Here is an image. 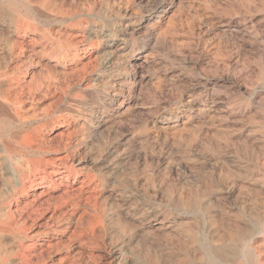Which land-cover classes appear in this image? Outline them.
I'll return each instance as SVG.
<instances>
[{
  "label": "rangeland",
  "instance_id": "rangeland-1",
  "mask_svg": "<svg viewBox=\"0 0 264 264\" xmlns=\"http://www.w3.org/2000/svg\"><path fill=\"white\" fill-rule=\"evenodd\" d=\"M45 1L0 0V84L16 90L26 120L69 119V129L50 124L42 134L49 144L64 142L67 155L95 175L97 198L83 200L79 211L95 236L86 244L70 240L71 232H47L65 224L59 213L58 221L48 219L55 206L47 198L29 208L36 221L23 222L11 198L18 170L0 150V264H179L208 255L211 241L220 244L235 233L249 236L241 250L263 241L264 225L253 215L264 213V0ZM26 24L30 37L54 44L58 56L83 47L81 77L64 78L71 73L69 52L67 66L30 57L31 42L17 31ZM49 79L63 84L67 98L46 90ZM87 114H96L93 123ZM7 139L0 136L1 143ZM29 158L41 159L23 157Z\"/></svg>",
  "mask_w": 264,
  "mask_h": 264
},
{
  "label": "bare ground",
  "instance_id": "bare-ground-1",
  "mask_svg": "<svg viewBox=\"0 0 264 264\" xmlns=\"http://www.w3.org/2000/svg\"><path fill=\"white\" fill-rule=\"evenodd\" d=\"M48 1V0H46ZM45 1V2H46ZM131 1V0H130ZM135 1V0H134ZM137 1V0H136ZM174 1V0H173ZM178 1V0H177ZM180 1V0H179ZM70 2V1H69ZM33 3V2H32ZM41 3V2H40ZM133 3V2H131ZM171 3V2H170ZM39 4V3H38ZM175 4V3H174ZM173 4V5H174ZM178 4V3H177ZM176 4V5H177ZM36 5V4H35ZM40 5V4H39ZM44 5V4H43ZM63 6V5H61ZM46 7V6H44ZM64 7V6H63ZM62 7V9H63ZM163 7V6H162ZM65 8V7H64ZM168 8V7H167ZM177 8V7H176ZM179 8V7H178ZM51 9V8H50ZM56 9V8H55ZM58 9V8H57ZM77 9V8H76ZM161 9V8H160ZM49 10V9H46ZM60 10V9H59ZM74 10V9H73ZM23 11V10H22ZM25 11L31 15L32 17H34L35 20H44L45 18L44 16L40 13V12H34L32 10H28L25 9ZM165 11V10H163ZM170 11V10H169ZM52 12V11H51ZM60 12V11H59ZM160 12V11H158ZM168 11H166L167 13ZM171 12V11H170ZM177 12V11H176ZM175 12V13H176ZM54 13V12H53ZM63 13V12H62ZM74 14V12L71 11V14ZM163 13V12H162ZM174 13V12H171ZM159 14V13H158ZM4 15V14H3ZM9 17V16H8ZM60 17V16H59ZM163 17V16H162ZM168 17V16H167ZM174 17V15L172 16ZM171 17V18H172ZM170 18V17H168ZM19 21V20H18ZM159 21V20H158ZM164 21V20H163ZM166 21V20H165ZM171 21V20H170ZM11 22V20H10ZM9 22V23H10ZM20 22V21H19ZM32 22V21H30ZM68 22V20H67ZM138 22V21H137ZM12 23V22H11ZM23 24H25L22 21ZM21 23V24H22ZM82 23V21H81ZM135 23V22H134ZM165 23V22H164ZM163 23V24H164ZM5 24V23H4ZM16 24V23H15ZM30 24V23H28ZM95 24V23H94ZM73 25V24H72ZM76 25V24H75ZM78 25V24H77ZM93 25V24H92ZM127 25V23H126ZM132 25V24H131ZM27 26V24H26ZM24 27V29L22 30L21 28H18L17 31L18 33H22L21 35L23 36L22 39H24V41L26 39H28V42L30 41V45H31V50H30V57L33 56H41L42 58H48L50 59H59L58 62L62 63L63 65H66V63H69L68 60L69 58H71L72 56V60L70 61V68L69 70H71V73L66 74V76L64 77L66 79V81L69 82V77L70 76H78L79 78L81 77V71H80V65H81V60L84 59L81 58V54L80 52L82 51V48L80 45L76 44V46H74L73 49H71V51L66 52L63 51L61 56H58L56 54L53 53V45L51 42H47V43H43L40 42L38 43L33 37H30V33L31 31L29 30V26ZM79 26V25H78ZM81 26V25H80ZM86 26V25H85ZM89 26V25H88ZM156 26V25H155ZM154 26V27H155ZM7 27V26H6ZM16 27V26H15ZM75 27V26H73ZM83 27V26H81ZM148 27V25L146 26ZM153 27V28H154ZM85 28V27H84ZM83 28V29H84ZM133 28V27H132ZM7 29V28H6ZM12 29V28H11ZM60 29V28H59ZM62 29V27H61ZM66 29V28H65ZM77 29V28H76ZM80 29V28H79ZM90 29V28H89ZM124 29V28H123ZM13 30V29H12ZM15 30V29H14ZM39 30V29H38ZM44 30V29H42ZM53 30V29H52ZM86 30V29H85ZM92 30V29H91ZM96 30V29H95ZM132 30V29H131ZM98 31V30H97ZM127 31V29H126ZM6 32V31H5ZM52 32V31H51ZM54 32V30H53ZM56 32V31H55ZM61 32V31H60ZM63 32V30H62ZM67 32V31H65ZM64 32V33H65ZM79 32V31H78ZM81 32V31H80ZM96 32V31H95ZM139 32V31H138ZM46 33V32H45ZM101 33V32H100ZM17 34V32H16ZM38 34V33H37ZM49 34V33H48ZM72 34V33H71ZM69 34V35H71ZM91 34V33H90ZM3 35V34H2ZM11 35V34H10ZM40 35V34H39ZM67 35V34H65ZM88 35V34H87ZM5 36V35H4ZM2 36V37H4ZM49 36V35H48ZM75 36V35H74ZM86 36V35H85ZM214 36V35H213ZM6 37V36H5ZM63 37V36H62ZM71 37V36H70ZM73 37V35H72ZM84 37V36H83ZM88 37V36H87ZM96 37V35H95ZM94 37V38H95ZM18 38V37H17ZM41 38V36H40ZM58 38V37H56ZM55 38V39H56ZM64 38V37H63ZM80 38V37H79ZM86 38V37H85ZM90 38V37H89ZM121 38V37H120ZM13 39V38H12ZM11 39V40H12ZM15 39V38H14ZM53 39V38H52ZM67 39V38H65ZM69 39V38H68ZM77 39V38H76ZM81 39V38H80ZM96 39V38H95ZM17 40V39H16ZM73 40V39H72ZM100 40V39H99ZM22 41V40H21ZM20 41V42H21ZM69 41V40H68ZM79 41V40H77ZM23 42V41H22ZM27 42V41H26ZM66 42V41H65ZM70 42V41H69ZM74 42V40H73ZM93 42V40H92ZM91 42V43H92ZM100 42V41H97ZM14 43V42H12ZM61 43V42H60ZM59 43V44H60ZM78 43V42H77ZM80 43V42H79ZM70 44V43H69ZM89 44V43H88ZM87 44V45H88ZM94 44V43H93ZM3 45V44H2ZM17 45V44H16ZM22 44H19L17 46H20ZM75 45V44H74ZM85 45V44H84ZM101 45V44H100ZM110 45V44H109ZM9 46V45H8ZM7 46V47H8ZM14 46V45H13ZM86 46V45H85ZM91 46V44H90ZM94 46V45H93ZM98 46V45H97ZM6 47V48H7ZM27 47V45H26ZM39 47V49L37 50V48ZM71 47V44H70ZM96 47V46H95ZM101 47V46H100ZM30 48V47H29ZM85 48V47H84ZM89 48V47H88ZM99 48V47H98ZM28 49V48H27ZM3 50V49H2ZM16 50V49H14ZM87 51V49H86ZM90 51V50H89ZM107 51V50H106ZM19 52V51H18ZM23 52V51H22ZM27 52V51H25ZM83 53V52H82ZM98 53V52H97ZM4 54H6L4 52ZM23 54V53H22ZM25 54V53H24ZM27 54V55H29ZM92 54V52H91ZM87 55V54H86ZM120 55V54H119ZM1 56V55H0ZM56 56V57H55ZM91 56V55H90ZM96 56V55H95ZM100 56V55H99ZM19 57V56H18ZM22 57V56H21ZM25 58V57H24ZM28 58V57H27ZM91 58V57H90ZM23 59V57H22ZM21 59V60H22ZM33 59V58H32ZM92 59V58H91ZM5 60V59H4ZM35 60V59H34ZM48 60V61H49ZM97 62V59H95ZM94 60V61H95ZM2 61V60H1ZM16 61V60H15ZM23 61V60H22ZM36 61V60H35ZM38 61V60H37ZM83 61V60H82ZM92 61V60H91ZM30 62L31 58H30ZM55 62V61H54ZM88 62V61H86ZM114 62V61H113ZM20 63V62H19ZM23 63V62H22ZM45 63V62H44ZM33 64V63H32ZM50 64V63H49ZM83 64V63H82ZM85 64V63H84ZM17 65V64H16ZM21 65V64H20ZM40 65V64H39ZM87 65V64H86ZM90 65V64H89ZM96 65V64H95ZM127 65V64H126ZM7 66V65H6ZM27 66V65H26ZM37 66V65H36ZM55 66V65H54ZM83 66V65H82ZM4 67V66H3ZM2 67V68H3ZM60 67V66H59ZM86 67H90V66H86ZM85 67V68H86ZM97 67V66H95ZM117 67V66H116ZM28 68V66L26 67ZM40 68V67H39ZM8 69V68H7ZM29 69V68H28ZM32 69V68H31ZM35 69V68H34ZM94 69V68H93ZM116 69V68H115ZM21 70V69H20ZM24 70V69H22ZM83 70V69H81ZM87 70V69H86ZM91 70V68H90ZM95 70V69H94ZM93 70V71H94ZM9 71V70H8ZM11 71V70H10ZM55 71V70H54ZM24 72V71H23ZM22 72V75H23ZM58 72V71H57ZM99 72V71H98ZM11 73V72H10ZM9 73V74H10ZM21 72H19L20 74ZM36 73V72H35ZM38 73V72H37ZM86 73V71H85ZM90 73V72H89ZM87 73V74H89ZM94 73V72H93ZM91 73V74H93ZM17 74V75H19ZM59 74V73H58ZM86 74V75H87ZM14 75V74H13ZM84 75V74H83ZM10 76V75H9ZM8 76V77H9ZM12 76V75H11ZM99 76V75H98ZM97 76V77H98ZM15 77V75H14ZM22 77V76H21ZM55 77V76H54ZM72 77V78H73ZM96 77V78H97ZM20 78V77H19ZM84 78V77H83ZM82 78V79H83ZM88 78V76H87ZM86 78V79H87ZM6 79V78H5ZM4 79V80H5ZM15 80V79H14ZM47 80V79H46ZM10 80H8L7 82H9ZM65 81V82H66ZM71 81V80H70ZM83 81V80H82ZM90 85H92V79L88 80ZM129 81V80H128ZM38 82V81H37ZM40 82V81H39ZM45 82V81H44ZM64 82V84H65ZM46 83V90H48V92L53 93L54 95L59 94L60 96L64 97L65 96V90L63 88V84L59 81V80H53V79H49ZM2 84V83H1ZM0 84V136H6L8 139L5 143H1L0 142V150H2L3 152L7 153L8 155V159L11 163L15 164V167H17L18 170V177L14 178V183H15V188L12 190V194H11V198L14 201V204L18 207L19 211L22 212V214L25 215L24 221L23 222H28V220H33L36 221V219L34 220V215L32 211H29V208L33 209V204L39 201H43V198H47L50 201L54 202V209H52V211L50 212L49 218L52 221L55 220H59L60 216H57V214L59 213L60 215H62L63 221L65 222L64 226L59 227L57 226V228L55 229H48L47 232H54V234H61V235H65L69 232H71L70 236V240H81L83 243L92 241V239L94 238V231L91 230L92 228V224H87L89 225L88 228H84L82 226V221L84 216L79 214V211L81 209V203L83 202V200H88L89 203L92 201H95L97 198V187H96V180H95V175L92 172H86L85 171V167H83V163L81 161H76L75 160V156H72L68 154L67 155V151L66 150V144H64V142H61L60 145L55 146L52 144H49L48 142H46V139L44 138L42 132H44V130H47L49 128V125L51 124V128L52 129H62V128H66L69 129V124L68 121L69 119L66 118H59V117H53V118H49L48 122H42V124H40L41 120H37V119H33L32 121L26 120V117L24 116V113H22L21 111V107H19L20 105H18L20 103L19 98L16 96V90H9L7 91L6 85ZM34 84V83H33ZM39 84V83H38ZM43 84V83H42ZM41 84V86H42ZM70 84V83H69ZM81 84V83H80ZM79 83H75L74 86L75 87H79L80 86ZM108 84V83H107ZM21 85V83H20ZM29 85V84H28ZM88 85V86H90ZM25 86V85H24ZM37 86V85H35ZM39 86V85H38ZM45 86V85H44ZM96 86V85H95ZM19 87V86H18ZM23 87V86H22ZM29 87V86H28ZM91 87V86H90ZM9 88V87H8ZM42 88V87H41ZM71 88V87H70ZM74 88V87H72ZM86 89H88V87H85ZM93 88V87H92ZM22 89V88H21ZM27 89V88H26ZM33 89V88H32ZM69 89V88H68ZM85 89V90H86ZM94 89V88H93ZM103 89V88H102ZM30 90V89H29ZM74 90V89H73ZM101 90V89H100ZM26 91V90H25ZM40 91V90H39ZM38 91V92H39ZM72 91V90H71ZM90 91V90H89ZM92 91V90H91ZM98 91V90H97ZM35 92V91H34ZM73 92V91H72ZM30 93V92H29ZM83 93V92H82ZM101 93V92H99ZM33 94V93H32ZM49 94V93H48ZM76 94V93H75ZM91 94V92H90ZM88 94V95H90ZM130 94V93H129ZM19 95V94H18ZM52 95V94H51ZM85 95V94H84ZM87 95V93H86ZM35 96V95H34ZM43 96V95H42ZM47 96V95H46ZM53 96V95H52ZM67 96V95H66ZM65 96V97H66ZM22 98V97H21ZM51 98V96H50ZM67 98V97H66ZM27 99V98H26ZM32 99V98H31ZM30 99V100H31ZM98 99V98H97ZM69 100V98H68ZM29 101V100H28ZM42 101V100H41ZM46 101V100H45ZM77 101V100H76ZM83 101V100H81ZM89 102H91L90 100H88ZM98 101V100H97ZM38 102V100H37ZM72 102V101H71ZM36 103V102H35ZM54 103V102H53ZM68 103V102H67ZM75 103V102H74ZM81 103V102H80ZM70 104V102H69ZM188 104V103H187ZM25 104H22V106ZM40 105V104H39ZM51 105V104H50ZM49 105V106H50ZM77 105V104H76ZM86 105V103L84 104ZM206 105V104H205ZM214 105V104H213ZM219 105V104H218ZM62 106V105H61ZM74 106V105H73ZM79 106V105H78ZM212 106V105H211ZM54 107V106H53ZM69 106H67L68 108ZM84 107V106H83ZM90 107V106H89ZM197 107V106H196ZM202 107V106H201ZM27 108V107H26ZM79 108V107H78ZM95 108V107H94ZM126 108V107H125ZM23 109V108H22ZM43 109V108H42ZM52 109V108H51ZM55 109V108H54ZM61 109V107H60ZM71 109V108H70ZM73 109V107H72ZM71 109V110H72ZM83 109V108H81ZM97 109V107H96ZM123 109V108H122ZM191 109V108H190ZM208 109V108H207ZM41 111V109H39ZM45 110V109H44ZM47 110V109H46ZM75 110V109H74ZM77 110V109H76ZM192 110V109H191ZM201 110V109H200ZM63 111V110H62ZM68 111V110H67ZM70 111V110H69ZM98 111V110H96ZM190 111V110H189ZM194 111V109H193ZM196 111V110H195ZM199 111V110H198ZM219 111V109H218ZM216 111V112H218ZM43 112V111H42ZM45 112V111H44ZM47 112V111H46ZM61 112V111H60ZM91 112V111H90ZM214 112V111H213ZM29 113V112H28ZM31 113V112H30ZM37 113V112H36ZM50 112H48L49 114ZM53 113V112H52ZM69 113V112H68ZM76 113V112H75ZM80 113V111H79ZM77 112V116L79 114ZM93 113V111H92ZM199 114V113H198ZM26 115V114H25ZM43 115V114H42ZM54 115V114H53ZM62 115V114H61ZM67 115V114H66ZM70 115V114H69ZM76 115V114H75ZM86 115V114H85ZM88 115V114H87ZM91 115V116H90ZM88 116H90V122H94V114H90ZM187 115V114H186ZM213 115V114H212ZM219 115V114H218ZM29 116V114H28ZM175 116V115H174ZM190 116V115H189ZM33 117V116H32ZM38 117V116H37ZM52 117V115L50 116ZM73 117V116H72ZM86 117V116H85ZM206 117V116H205ZM215 117V116H214ZM41 118V117H38ZM43 118V117H42ZM97 118V117H96ZM203 118V117H202ZM219 118V117H217ZM88 119V117H87ZM46 120V119H45ZM81 120V119H79ZM78 120V121H79ZM89 120V119H88ZM97 120V119H96ZM201 120V119H200ZM199 120V121H200ZM72 121V120H71ZM214 121V120H212ZM34 123L35 126H29V124ZM82 124V123H81ZM95 124V123H94ZM93 124V125H94ZM200 124V123H199ZM198 124V125H199ZM74 125V124H73ZM96 125V124H95ZM194 125V124H193ZM205 125V124H204ZM182 126V125H181ZM98 127V126H97ZM96 127V128H97ZM184 127V126H183ZM27 128H30L29 130ZM80 128V127H79ZM92 128V127H91ZM21 129H27L23 135H19V132ZM76 129V128H75ZM81 129V128H80ZM64 130V129H63ZM84 130V129H83ZM97 130V129H96ZM72 131V130H70ZM75 131V130H74ZM81 131V130H80ZM61 132V131H60ZM91 132V131H90ZM68 133V132H67ZM77 133V132H76ZM75 133V134H76ZM85 133V132H84ZM83 133V135H84ZM88 133V132H87ZM60 135V134H59ZM58 135V136H59ZM62 135V134H61ZM78 135V133H77ZM95 135V134H94ZM57 136V137H58ZM67 136V135H66ZM69 136V135H68ZM67 136V137H68ZM87 138V135H85ZM55 137V136H54ZM92 137V136H91ZM56 138V137H55ZM74 138V137H73ZM76 138V137H75ZM98 138V137H97ZM53 139V138H52ZM64 139V138H63ZM70 139V138H69ZM85 139V138H84ZM58 140V138H57ZM68 140V139H67ZM71 140V139H70ZM77 140V139H76ZM80 140V139H79ZM86 140V139H85ZM49 141V140H47ZM63 141V140H62ZM65 141V140H64ZM74 141V140H73ZM87 141V140H86ZM55 142V141H54ZM83 142V141H82ZM85 142V141H84ZM92 142V141H91ZM90 142V143H91ZM53 143V142H52ZM66 143V141H65ZM69 144V141L67 142ZM73 144V142H70ZM80 143V142H79ZM55 144V143H54ZM59 144V143H58ZM71 144V145H72ZM85 144V143H84ZM93 144V143H92ZM57 145V144H56ZM80 145V144H79ZM82 145V144H81ZM37 146V147H34ZM74 146V145H73ZM76 146V145H75ZM74 146V147H75ZM77 147V146H76ZM78 148V147H77ZM81 148V147H80ZM70 150V149H69ZM74 150V149H73ZM76 150V149H75ZM81 150V149H80ZM77 151V150H76ZM86 151V150H85ZM74 152V151H73ZM39 155L40 156V160L37 159H32L29 158L27 161H24L23 157H31V156H36ZM75 154V153H74ZM77 154V152H76ZM75 154V155H76ZM79 154V153H78ZM88 154V153H87ZM78 156V155H77ZM4 157V156H3ZM48 157V158H47ZM81 157V156H80ZM88 157V156H87ZM86 157V158H87ZM78 158V157H77ZM85 158V159H86ZM6 159V158H5ZM83 159V158H82ZM87 161V160H84ZM6 162V161H5ZM91 164V163H90ZM97 164V162H96ZM6 166V165H5ZM97 166V165H96ZM0 168H2V164H0ZM9 168V165H8ZM94 167H92L93 169ZM96 168V167H95ZM87 169V168H86ZM2 171V169H1ZM6 171V170H4ZM8 173V172H7ZM10 173V172H9ZM14 174H11V176H13ZM16 176V175H15ZM13 176V177H15ZM4 177V176H3ZM97 177V176H96ZM98 178V177H97ZM5 180V179H4ZM6 183V182H5ZM99 183V182H98ZM10 185V184H9ZM4 186V185H3ZM98 186V184H97ZM5 188V186H4ZM10 188V187H9ZM12 189V188H11ZM99 189V188H98ZM100 191V190H99ZM0 198H2V193H0ZM5 200V199H4ZM11 200V201H12ZM47 201V200H45ZM8 202V201H7ZM194 202V201H193ZM2 203V202H1ZM10 203V202H9ZM42 203V202H41ZM51 203V202H50ZM39 204V203H38ZM48 204V203H46ZM83 204V203H82ZM194 204V203H193ZM10 205V204H9ZM13 205V204H12ZM23 205V206H21ZM50 206V205H49ZM195 206V205H194ZM197 206V205H196ZM68 208V211L65 212L64 210H62L63 208ZM97 207V206H96ZM66 208V209H67ZM11 209V208H10ZM16 209V208H15ZM17 209V210H18ZM36 209V208H35ZM34 209V210H35ZM40 209V208H39ZM38 210V209H36ZM41 210V209H40ZM51 210V209H50ZM12 211V210H11ZM10 212V211H9ZM8 212V213H9ZM14 212V210H13ZM18 212V211H17ZM18 212V213H21ZM37 212V211H36ZM46 212V211H45ZM82 212V211H81ZM85 212V211H84ZM7 213V214H8ZM11 213V212H10ZM12 214V213H11ZM20 214V216L22 215ZM37 214V213H35ZM84 215V213H82ZM122 215V214H121ZM149 215V214H148ZM147 215V216H148ZM38 216V215H37ZM97 216V214H96ZM122 217V216H121ZM125 217V216H124ZM91 218V217H90ZM90 218L88 219V221L90 220ZM99 218V217H98ZM153 218V217H152ZM38 219V217H37ZM253 220H255V222H257L259 225H264V213H262V215H253ZM38 221V220H37ZM91 221V220H90ZM100 221V218H99ZM148 221V220H147ZM145 221V222H147ZM11 222V221H10ZM61 222V221H60ZM92 222H94L92 220ZM98 222V221H95ZM94 222V223H95ZM150 222V221H149ZM157 222V221H156ZM170 222V221H169ZM14 223V222H13ZM12 223V224H13ZM31 223V222H29ZM89 223V222H88ZM101 223V222H99ZM33 224V223H32ZM52 224V223H51ZM49 224V225H51ZM59 224V223H58ZM84 224V223H83ZM146 224V223H145ZM149 224V223H148ZM4 224L0 222V231L4 230ZM25 225V224H24ZM86 225V224H85ZM169 225L171 226V224L169 223ZM55 226V225H54ZM181 226V225H180ZM40 227V226H39ZM243 227V225L241 226ZM37 228V226H36ZM96 228V227H95ZM165 228V227H164ZM163 228V229H164ZM186 228V227H184ZM6 229V228H5ZM156 229V228H155ZM188 228H186L187 230ZM8 230V229H7ZM160 230V229H159ZM169 230V229H168ZM6 231V230H5ZM144 231V230H142ZM185 231V230H184ZM192 231V230H191ZM246 231V230H244ZM9 232V231H8ZM11 232V231H10ZM51 232V233H52ZM191 233V232H190ZM99 235V234H96ZM190 236V235H189ZM192 239H195L196 235L192 236ZM228 237V236H227ZM249 236H247L246 234H242V233H235L230 239L229 241H223V239H219L216 242H221L220 244H214L213 241L210 242L211 246H212V250L210 251V253L208 255H200L201 258L198 259L197 261H190V260H184L183 262L181 261V263L179 264H226L227 262H232L231 264H235L234 263V259L237 261L236 264H264V256H262V251L264 249L263 245H261L260 243L263 242L261 241L259 242H253L254 244H258V245H254V244H250V246L247 249H239V247L246 243V240L248 239ZM30 239V237H28ZM51 238V237H50ZM61 238V237H60ZM64 238V237H63ZM98 238V237H97ZM191 238V237H190ZM25 239V238H24ZM35 239V238H33ZM53 239H57L55 237H52ZM59 239V238H58ZM66 239V238H65ZM68 239V238H67ZM258 239V238H257ZM256 239V240H257ZM50 240V239H49ZM68 240V241H70ZM94 240V239H93ZM3 241V240H2ZM24 241V240H23ZM37 241V240H36ZM54 241V240H53ZM56 241V240H55ZM62 241V240H61ZM66 241V240H65ZM71 241V242H72ZM22 242V241H21ZM32 242V241H31ZM35 242V241H33ZM57 242V241H56ZM55 242V243H56ZM76 242V241H75ZM94 242V241H93ZM49 243V241H48ZM70 245V242H68ZM195 243V241H194ZM17 244V243H16ZM30 247L31 246H35L33 245L34 243H29ZM42 244V243H41ZM67 244V243H66ZM90 244V243H89ZM193 244V243H192ZM263 244V243H262ZM19 245V244H18ZM47 245V244H46ZM49 245V244H48ZM51 245V244H50ZM98 245V244H97ZM156 245V244H155ZM226 245H231L233 246V251L228 252L227 250H224V247ZM17 246V245H16ZM39 246V245H38ZM159 246V245H158ZM196 246V245H195ZM20 247V246H19ZM26 247V246H25ZM29 247V246H28ZM92 247V246H91ZM94 247V246H93ZM154 247V246H152ZM160 247V246H159ZM17 248V247H16ZM22 250L25 252L28 248H24V245H21ZM191 248V247H190ZM18 249V248H17ZM116 249V248H115ZM160 249V248H159ZM197 249V248H195ZM241 250V251H240ZM29 251V250H28ZM27 251V252H28ZM35 251V250H34ZM112 251V250H111ZM200 251V250H198ZM20 252V251H19ZM22 252V251H21ZM20 252V253H21ZM123 252V251H122ZM188 252V251H187ZM201 252V251H200ZM264 252V251H263ZM113 253V252H112ZM117 253V252H116ZM120 253V252H119ZM182 253V252H181ZM195 253V252H194ZM29 254V253H28ZM32 254V253H31ZM34 254V253H33ZM38 254V253H37ZM188 254V253H187ZM34 256V255H32ZM120 256V254L118 255ZM191 256V255H190ZM28 257V255H27ZM30 257V256H29ZM187 257V256H186ZM23 258V257H22ZM25 258V257H24ZM33 258V257H32ZM37 258V257H36ZM167 258V257H166ZM184 258V257H183ZM16 259V258H15ZM20 259V258H19ZM28 259V258H27ZM118 259V258H117ZM185 259V258H184ZM18 260V258H17ZM31 260V258H30ZM172 260V258H171ZM239 260L243 261V263ZM33 261H35L33 259ZM24 262V261H23ZM8 263V262H6ZM14 263V262H13ZM25 263V262H24ZM30 263V261H29ZM32 263V262H31ZM36 264V261L34 262ZM21 264V263H20Z\"/></svg>",
  "mask_w": 264,
  "mask_h": 264
}]
</instances>
